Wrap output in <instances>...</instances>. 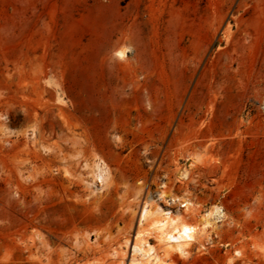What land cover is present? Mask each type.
Instances as JSON below:
<instances>
[{"label":"rangeland","instance_id":"1","mask_svg":"<svg viewBox=\"0 0 264 264\" xmlns=\"http://www.w3.org/2000/svg\"><path fill=\"white\" fill-rule=\"evenodd\" d=\"M162 184L226 214L173 264H264V0H0V264H121Z\"/></svg>","mask_w":264,"mask_h":264},{"label":"bare ground","instance_id":"2","mask_svg":"<svg viewBox=\"0 0 264 264\" xmlns=\"http://www.w3.org/2000/svg\"><path fill=\"white\" fill-rule=\"evenodd\" d=\"M191 165L194 166V162ZM92 172L93 181L97 183L93 192H99L110 176L109 168L104 163H96ZM188 175L189 169L180 172V177L184 179H188ZM194 209L195 205L188 196L175 197L162 184L154 196H148L142 201L136 212L135 233L132 239H126L120 255L114 251V257L118 255L121 264H173L170 261L172 254L188 258L192 245L204 237L209 239L217 224L226 221L225 212L216 207L196 218L198 221L192 222ZM185 227L192 229L187 235L184 233ZM152 239L155 240L154 244ZM259 249L264 252L263 247ZM242 255L241 250H236L234 258ZM233 260L230 258L228 264Z\"/></svg>","mask_w":264,"mask_h":264},{"label":"snow or ice","instance_id":"3","mask_svg":"<svg viewBox=\"0 0 264 264\" xmlns=\"http://www.w3.org/2000/svg\"><path fill=\"white\" fill-rule=\"evenodd\" d=\"M191 231H192V229L187 228V227H185V229H184V233H185V235H187V234L190 233Z\"/></svg>","mask_w":264,"mask_h":264}]
</instances>
